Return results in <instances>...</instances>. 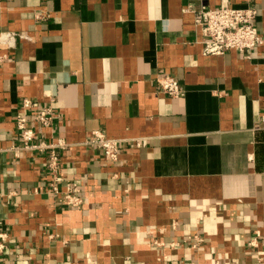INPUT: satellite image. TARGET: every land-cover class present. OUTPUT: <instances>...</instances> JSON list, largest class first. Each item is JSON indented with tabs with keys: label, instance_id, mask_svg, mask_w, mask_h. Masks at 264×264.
<instances>
[{
	"label": "crops",
	"instance_id": "obj_1",
	"mask_svg": "<svg viewBox=\"0 0 264 264\" xmlns=\"http://www.w3.org/2000/svg\"><path fill=\"white\" fill-rule=\"evenodd\" d=\"M225 1L255 6L264 33V0H0L2 264H264V44L205 54L186 9ZM46 106L51 127L34 118ZM18 113L37 141L69 143L58 180L81 205L52 191ZM95 129L118 161L85 143Z\"/></svg>",
	"mask_w": 264,
	"mask_h": 264
},
{
	"label": "built area",
	"instance_id": "obj_2",
	"mask_svg": "<svg viewBox=\"0 0 264 264\" xmlns=\"http://www.w3.org/2000/svg\"><path fill=\"white\" fill-rule=\"evenodd\" d=\"M195 14L196 24L200 27L203 35V52L205 54H224L231 49H237L247 56L258 46L264 44V33L256 25L258 10L251 4L237 6L229 1L223 2L218 7H210L202 4L199 7L190 5L186 8ZM17 33H9V35ZM25 37L24 34H18ZM160 89L172 97H179L185 94V89L180 84L178 78L172 74L160 75L157 77ZM24 107L34 106L31 98L23 99ZM58 113L51 106L41 108L34 116L35 120L45 127L54 125L58 118ZM16 125L22 140V147L27 149L48 150L47 166L54 175V180L50 186L61 201L70 207H76L83 203L81 187L76 181H68L61 186L58 180L60 168V151L69 143L59 138L51 142L37 141V132L30 125L26 113H18ZM92 145L101 147L105 155L112 161H118L120 155L119 139L108 136L104 131L95 129L92 136L85 141ZM18 148V147H14ZM195 238L199 239L198 235ZM8 231L0 229V264L4 252L8 248ZM194 245H197L194 244ZM215 264H241L239 261L224 263L217 261Z\"/></svg>",
	"mask_w": 264,
	"mask_h": 264
}]
</instances>
